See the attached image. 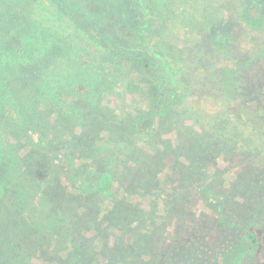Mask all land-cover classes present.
<instances>
[{
	"label": "trees",
	"instance_id": "16d2710c",
	"mask_svg": "<svg viewBox=\"0 0 264 264\" xmlns=\"http://www.w3.org/2000/svg\"><path fill=\"white\" fill-rule=\"evenodd\" d=\"M31 1L35 3L33 18L42 28L40 31H37L38 26L34 29L36 36L24 38L22 29L20 36H13L19 38L16 40L21 44L22 53L0 55V88L19 87V78L33 85L36 83L40 89L39 99L51 103L46 106L48 116L53 119H58L56 115L65 116L79 128L104 119L97 113L100 107L90 90L93 84L85 83L88 67L102 68L120 62L146 75L147 85L155 93L139 97L149 102V111L144 113L142 121L136 116L137 123L131 127L121 119L119 123L108 117L114 128L111 133L108 131V137L95 141L97 158L89 154L91 146L83 149V153L64 148L54 151L53 156L45 152L47 157L36 154L34 158L30 153L36 152L37 142L45 148L48 146L41 139L33 143L32 135L28 136L29 152L21 157L0 125V264H32V259L42 264H98V257L100 264H126L123 260L128 264L132 260V264H232L234 254L242 253L246 246L257 251L264 249V226L259 227L245 217L242 219L248 223L240 227L233 219L225 220L223 214L196 215L198 203L220 198V195L208 192L203 181L218 157L224 155L221 152L223 146L232 147L235 158L252 157L251 169L261 171V178L244 179L241 183L254 182L259 197H264V0L236 2L240 14L232 12L237 15L238 22H228L229 32L240 33L242 27L247 28L249 35L242 34L237 41L254 45L251 52L237 51L236 58L229 47L221 46L233 42L223 33L226 29L223 26L227 24L223 18L228 12L225 0L217 5L216 0H193L200 4L199 7L184 0H106L93 1L94 9L84 2L81 7L77 2L76 13L73 12L71 17L65 16L64 7L60 5L61 12L53 5L46 7L42 14L44 3ZM45 2L52 3V0ZM97 8L103 12L95 14ZM116 12H120V26L113 18ZM228 13L232 15L230 11ZM63 18L68 19L65 24H69L73 33L58 26ZM150 21L158 28L153 30ZM43 24L53 27L51 35L44 31ZM163 27L175 31L177 37L182 30L186 31V38H214L220 47L218 60L221 58L219 61L223 65L214 68L207 58H202L203 53H198L201 49L196 46L194 65L198 64L200 77L195 78L186 66V50L169 46L172 41L161 35ZM119 33L120 44L114 38V34ZM256 34L259 37L251 40ZM6 36L2 38L6 39ZM11 37L7 39L11 40ZM75 37H80L87 47L79 48L77 56L70 49L60 56L62 59L66 55L69 56L67 59L75 58V64H65L57 70L48 66L51 61L43 60L42 64L48 63L40 64L32 75L40 74L39 79L33 82L32 77L23 76L25 70L31 72L30 67H36L37 61L49 58L48 51H53V47L60 45L64 50L68 43L74 45ZM177 42L174 43L177 45ZM87 58L91 62L87 63ZM24 59H27L26 65L21 62ZM211 67V74L215 76L213 87L217 85L219 92L207 89L199 95V100H216L218 96L222 111L207 115L209 121L204 129L201 118L192 113L189 105L196 109L194 104L200 101L189 103L188 99L195 92L196 84L209 82L207 77ZM3 74L12 78H4ZM54 74L58 76L53 78ZM55 86L59 87L58 95ZM30 93L24 94L27 107L37 100L33 93L34 96L28 98ZM2 106L8 114L15 113L18 128L31 130L25 129L31 126L25 123L26 118L18 108L19 101L2 93ZM89 113H93L96 121L88 118ZM191 113L195 115L194 124L202 132L195 133L194 126L178 124L180 116ZM2 114L3 109L0 117ZM131 130L141 133L146 141L141 157L136 156V149H129L127 135ZM160 130L164 134L178 132L182 135L177 138L176 145L165 141L164 144L157 140ZM150 135L155 137L158 148L151 147ZM185 141H188L186 145ZM119 143L120 151L116 148ZM155 150L159 152V158ZM160 159L164 167L153 172L150 164ZM228 160L227 169H232L231 160ZM31 166L35 167L34 171L29 170ZM116 166L120 169L118 172ZM242 171L236 168L227 184L236 181ZM116 181L120 183V195L126 193V198L123 197L125 205L116 203L121 197L114 184ZM221 184L223 187L226 182L221 180ZM138 186H153L148 192L154 199L161 200L160 215L155 217L157 204L152 210H132L133 189ZM109 201L114 204L112 209L107 205ZM255 213L251 211L246 215L252 217ZM165 223L168 226L163 230ZM226 226L235 229L236 235L245 236V243L232 246ZM112 230L117 234L112 235ZM90 231L94 236L88 235ZM229 245L231 248H226ZM262 257L264 264V253Z\"/></svg>",
	"mask_w": 264,
	"mask_h": 264
},
{
	"label": "rangeland",
	"instance_id": "374dc122",
	"mask_svg": "<svg viewBox=\"0 0 264 264\" xmlns=\"http://www.w3.org/2000/svg\"><path fill=\"white\" fill-rule=\"evenodd\" d=\"M44 4V6L41 8L42 14H45V8L51 7L54 5L57 7L58 11L61 12L63 9V12L65 16L71 17V15L76 13L75 10V4L77 2L82 7V2L88 5H90L91 8L94 9V5L92 2H104L106 0H52V3H48L45 1L48 0H41ZM187 3L191 4L194 7H199L200 4L194 2L193 0H184ZM228 3L227 11L234 12L236 11L237 14L239 13V10H237L236 2H239L241 0H225ZM58 2V3H57ZM222 2V0H216L215 5ZM35 3L33 4L31 0H0V55H6L10 56L12 54L19 55L22 53V47L21 44H18L16 39H19L18 37L15 39L13 36H20L19 30L22 29L24 31V38L25 36H36V32L34 31L37 26V31H40V28L42 26H39L37 21L33 18V14L35 13L34 8ZM59 5L64 8L61 9ZM44 9V10H43ZM187 10H189L190 13H192V10L187 7ZM95 11V14H100L103 11H101L100 8H97V11ZM59 12V13H60ZM224 16L223 19H226V25L223 27H226V29L223 30V33L228 37L227 39L232 40V44H223V48L229 47L232 51L233 57L236 58L239 54L237 51L244 53L245 51L251 52L253 49V44L250 42H239L237 41V38L242 35H249V30L245 27H242V30H240V33H233L229 32V23L231 22H238L237 15L233 14L230 16L229 13ZM113 18H116V20L119 22L120 26V12H116L113 14ZM233 16V18H231ZM32 18L34 21H32ZM231 18V19H230ZM68 21V19L63 18L62 23L58 22V26H60L61 29L67 30L68 33H73L71 31V28H69V24H65ZM229 22V23H228ZM150 24H152V28L157 27V24L155 22L150 21ZM240 24V23H239ZM158 28V27H157ZM43 29L46 31L48 35H51L53 31V27L49 25L43 24ZM162 34L164 38H168L172 41V44L169 46H178L180 49L186 50L185 58H186V66L188 69L191 70V74H194V77H200V69L197 68L196 65H194V62L196 60L195 54L197 53L198 49H196V46H199L198 53H203L202 58H207L210 62V65H212L214 68L219 69L221 65H223L222 61L218 60L217 51L220 50V47L215 43L214 38L209 39H203L200 40L198 38H195V36L186 38V31L181 30V34L179 37L176 36V32L172 29L162 28L161 29ZM15 33V34H14ZM7 35L3 39L2 37ZM12 36L9 40L7 37ZM257 34L254 35V37H251V40H255ZM71 37V36H70ZM259 37V36H258ZM115 42L120 44V33L116 36L114 34ZM177 45L174 43L177 41ZM19 41V40H18ZM189 42V43H188ZM87 43L84 42L80 37L74 38V45H68L66 47H63L61 49L60 45L53 47V51L49 50V55H51L49 58H42L41 60L36 62V67L31 66L33 70L31 72H28L25 70V76L27 79L32 77L33 82H35L37 79H39L40 74H37L35 76H32L34 71L43 60L51 61V63H48V61L45 62V64L48 63V66L52 65V68L55 67L57 70H60L61 67H63L65 64H75V58L73 60L67 59L69 56H65L63 59L60 58L61 55L66 53L67 49H70L73 51L74 55L77 56V51L80 48L83 50V48L87 47ZM235 44V46L233 45ZM4 45H7L4 47ZM255 45L256 42H255ZM234 49H232L233 47ZM63 51V53L61 52ZM71 51V53H72ZM70 53V54H71ZM206 53V55H205ZM238 53V54H237ZM87 54V51H86ZM90 55V54H89ZM92 56V55H91ZM2 56H0L1 58ZM93 58V57H92ZM200 58L201 62L203 59ZM72 59V58H71ZM69 61V63L67 61ZM103 61H110L109 59H104ZM24 65L27 63V59H24L21 61ZM87 63L91 62L89 58H87ZM42 64V65H45ZM94 65V64H93ZM197 68V69H196ZM207 69V67H206ZM138 71V70H137ZM23 72V73H24ZM210 72V73H209ZM208 72L209 82L206 84V81L204 85L202 83H198L195 85V92L191 94V97H189V103H193L192 101H200L196 104H194V107L196 109H193L191 104L190 107L192 109V113H196L199 115L198 117L201 118V123L204 126L208 125V121L206 120V116L208 115H215V113L220 112L222 110L221 107L218 105L217 102L218 96H216V100H208L206 99H200L199 95L207 91V89H210L214 91L215 93H218L219 90L217 89V85L214 88L213 87V80H215V76H212V67L210 68ZM15 74V73H14ZM20 73H17L15 75H18ZM4 78H12L9 76V74H3ZM53 78L58 76V74L52 75ZM21 77V76H20ZM86 80L85 83H92L93 87L91 86V91L96 95L94 97V101L97 102L98 106L100 107L98 110V114H101L103 119L101 121L94 122L92 124H87L83 128H79L76 126H73V122L70 121L69 118L65 116H58L56 117L58 119H53L52 117L48 116L47 111L48 109L46 106H51V103L47 99H39V86L37 87V84L35 83L30 84L28 81H25L21 78H19L20 83L19 87L13 89V88H4L2 86L0 88V95L2 93H6L9 97H12L13 99L19 101L18 108L20 109L21 113H23L24 117L26 119L25 123L27 125H30L31 127L25 128V129H31L29 132L24 131V128H18L19 127V121L15 118V113H9L7 110L2 106L0 107V110L3 109L4 114L0 117V125L5 128L7 135L6 137L11 138L12 140L9 141L13 145H16L15 149L16 152H19V155L21 157L25 156L29 152L28 143V136L32 135V139L34 138V141L31 140L33 143H36L41 139L43 143L47 144L48 148H45L42 144L37 142V146H35L36 152L30 153V156L36 158V154H41L44 158L47 157L45 152H48L50 156H53L52 153L54 151H61L64 148L66 149H74V151H78L79 153H83V149H88L91 146V151L89 154H92L93 157L97 158L98 153L95 152L94 149V143L97 141L100 137H108L110 135L112 129L114 128L113 123L108 120L109 119H116L120 123V119L125 121L128 126L134 125L135 117L137 116L139 121H142L145 117L146 112L149 111V102H145L144 100L139 99L140 96L143 97H149V93L151 92V88L149 87L148 82L149 79L146 75L140 74L139 72L133 71L132 68L129 66H123L119 63L117 64H111L106 65L105 67H97L96 65L92 66L91 68L88 67L86 69ZM32 82V83H33ZM27 91V92H26ZM31 91L35 97H36V103L33 104L31 107H27L26 101L24 98V94H28ZM59 87L55 86V94L58 95L59 93ZM30 93V97H33L34 95ZM38 93V94H37ZM151 93H155L154 90ZM207 94V93H206ZM43 95V92H42ZM208 95V94H207ZM152 96V94L150 95ZM45 103L46 105H44ZM18 105V104H17ZM218 109V110H217ZM94 112V111H93ZM186 114L184 116H180L179 118V125H190L194 126L195 133H200L201 129L194 123L196 122L194 120L195 115L194 114ZM202 113V115L200 114ZM88 118L90 120H95L96 118H93V113L88 114ZM195 121V122H194ZM99 122V123H98ZM138 127V125L136 126ZM205 129V127H204ZM36 130L40 131L41 134H39ZM164 130V129H163ZM163 130L158 131L161 135L157 140L162 141L164 144L165 142H170L172 145H176L177 138L180 137L178 132H172L164 134ZM110 131V133L108 132ZM162 131V132H161ZM137 132V131H135ZM141 132V130H140ZM202 132V131H201ZM130 135H127V142H130V148L129 149H136L135 154L138 157H141L145 153V142L142 138L141 133H134V131H130ZM27 135V136H25ZM137 139L138 142H137ZM151 147H155L156 139L154 136L150 135V138L148 139ZM110 141H114L110 139ZM165 141V142H164ZM188 141H185V145ZM205 144V143H204ZM209 144V143H208ZM124 145V144H123ZM157 147V146H156ZM155 147V148H156ZM116 148L120 151L121 145L120 143L116 145ZM140 149L138 151L137 149ZM158 148V147H157ZM232 147L223 146L221 152L225 155H221L217 159L216 165L211 168L210 172L206 174V178L203 181L204 185H207L206 190L208 192L216 193V195H220V198L215 200L211 199V202H200L196 206V215L198 217L202 215H211L213 214H223L225 220L233 219L234 224H238V226L242 227L243 225H246L248 221H244L242 217L247 218V220L251 221L255 225L262 227L264 226V197H259L257 189L254 187V182H247L245 184L241 183V180L252 178V180H255L256 178H261L262 172L261 171H255L251 169L252 165V157H246L242 155L240 158H235L233 155ZM148 153H151L148 152ZM154 153L160 157V154L158 151H154ZM157 158V159H158ZM162 158V156H161ZM231 160L232 169H227L226 161ZM124 160V159H123ZM125 161V160H124ZM152 171L154 172L155 169H159L161 167H164L163 163L160 160L153 161L150 164ZM241 168L243 171L239 174L238 179L236 181L230 182V184H227L229 178L233 175L236 168ZM35 167L31 166L29 167V170L34 171ZM115 170L118 172L120 169L118 166H116ZM166 169L164 170L165 173ZM32 173V172H31ZM120 177V176H119ZM221 180L226 182L223 187H221ZM120 182V180H118ZM66 185L67 182L64 181ZM117 190L119 191V197L120 195V183L117 181L114 183ZM221 184V185H220ZM153 187V186H152ZM152 187H141L138 186L137 188L133 189V193L135 194L133 197V206H136L137 210L132 207V210L138 211V210H152L153 207L156 205L157 213L155 212V217H157L159 214V209L161 207V200L154 199L152 195L149 193ZM240 187V188H239ZM227 189V192H226ZM240 189L242 191H240ZM149 191V192H148ZM145 193V194H144ZM147 193V194H146ZM126 198V193L122 192V196L119 198V200L116 201L117 204H124V200ZM107 205L111 209L114 207V204L112 202H108ZM131 209V208H130ZM233 210L240 211V213H235ZM249 210L255 211L254 216H247L246 213H250ZM139 213V212H138ZM134 213V214H138ZM133 214V215H134ZM237 216V219L235 218ZM216 224L217 221H215ZM219 225V224H218ZM166 226H168V223H165L162 227L163 230L166 229ZM170 228V227H168ZM152 229V228H150ZM227 232L230 234L232 239V246L239 245L240 242H244L246 240L245 236H239L240 234L236 235L237 231L235 229H230L226 226ZM241 231V229H239ZM109 231V230H108ZM110 233L113 235L117 234L116 230L110 231ZM90 237L94 236L93 231H90L88 233ZM238 237H236V236ZM231 248L230 245L226 246V248ZM241 249V248H240ZM241 251V250H240ZM263 253L264 249H260L259 251L253 250L252 248H242V253L240 254H234L235 260L232 264H262L263 263ZM101 262V258H97V263ZM122 262H126L127 260H123ZM32 264H42L37 259H32ZM129 263H134L132 260ZM231 264V263H229Z\"/></svg>",
	"mask_w": 264,
	"mask_h": 264
}]
</instances>
